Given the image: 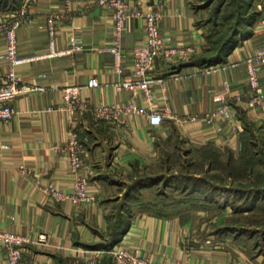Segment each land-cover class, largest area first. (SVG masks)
Masks as SVG:
<instances>
[{
    "label": "crops",
    "instance_id": "0c3cea01",
    "mask_svg": "<svg viewBox=\"0 0 264 264\" xmlns=\"http://www.w3.org/2000/svg\"><path fill=\"white\" fill-rule=\"evenodd\" d=\"M193 1L129 0L147 9L158 7L162 15L159 27L166 42L194 45L196 52L191 58L203 55L207 47ZM63 2L37 0L32 5L33 21L22 23L16 31L20 55L48 51L47 17L60 10ZM261 2L248 33L237 37L222 62L206 67L189 60L173 64L158 60L152 70L155 107L165 110L167 105L170 113L178 115L216 110L223 104L220 92L228 83V103L239 122L237 128L225 118L181 124L169 114L155 126L145 115L135 112L122 114L128 124L125 128L117 120L97 119L90 112L78 114L62 106V88L70 84L82 86V96L92 105L145 106L141 90L119 91L114 87L132 73V49L145 38L143 20H126L119 59L124 71L117 72L114 54L105 50L114 41L112 12L98 0H72L71 14L58 28L55 44L57 49H64L74 38L80 49L18 65L17 73L23 80L42 88L17 96L13 100V118L0 129V229L30 238L24 245L23 264H85L78 261L80 251L102 248L110 241L117 209L126 217L127 225L113 247L134 248L159 263H257L248 258L245 247L234 238L206 229L205 220L210 221L221 208L224 212L230 209L228 205L221 207L218 197L203 200L204 204L197 200L169 204L143 203L140 194L122 208L123 198L118 192L123 180L117 175L164 166L173 153L182 149L181 145L185 155L213 150L237 158L248 133H255L264 142V107L250 102L246 64L264 45ZM5 12L0 9V23ZM5 47V35L0 29V82L7 69ZM257 70L264 88V64L258 63ZM92 77L97 78V86L88 85ZM73 132L80 138L82 158L91 174L90 193L95 195L92 203L54 202L38 184L52 180L62 190L71 188L74 176L68 156L61 149ZM0 264H7L2 248ZM99 264H112L110 252H105Z\"/></svg>",
    "mask_w": 264,
    "mask_h": 264
},
{
    "label": "built area",
    "instance_id": "2783aa9c",
    "mask_svg": "<svg viewBox=\"0 0 264 264\" xmlns=\"http://www.w3.org/2000/svg\"><path fill=\"white\" fill-rule=\"evenodd\" d=\"M37 0H22L21 4L14 9L3 13L0 29L3 31L6 39L5 60L7 69L0 82V129L9 122L14 114L13 100L22 93L39 90L42 87L32 85L21 78L17 73V66L32 61L40 57L59 56L63 54H72L80 49V45L71 38L70 45L64 49H57L55 44V36L58 28L71 14L72 0H64L60 10L52 11L47 17V32L49 36L48 51L44 54H34L30 56H22L18 53L17 34L18 27L24 23H31L33 17L30 9ZM106 9L112 12L113 17V44L106 47L105 50L114 54L116 59L115 70L123 72L124 66L119 63L121 56V40L123 29L128 18H139L143 20L145 38L135 45L132 49L133 70L131 75L119 82L114 83V87L121 90H141L143 93L145 106H138L133 103L126 105H110L100 103L92 105L89 100L82 96V86L70 84L62 88L61 105L68 108L74 113L90 112L97 119L117 120L125 126L128 124L122 118V114L140 113L145 115L150 123L159 126L163 123L165 115L169 114L172 118L185 124L204 119L211 122L216 118H225L231 122L235 128L239 125L238 120L228 103V92L230 86L224 84V90L220 92V98L223 104L216 110L202 114L178 115L169 112L166 105L165 110L155 107L152 83L154 77L152 70L158 60L173 64L189 60L196 52V48L192 44L174 45L168 44L162 35L159 27L161 20V12L159 8L147 9L138 4H131L129 0H98ZM263 5H264V0ZM264 21V20H263ZM264 64V45L258 47L255 54L246 60L248 72V85L250 89V102L260 108L264 107V88L260 83L257 64ZM89 86H97V78L92 77L88 82ZM166 99L167 96H164ZM238 100L240 96L236 97ZM68 156L69 170L73 174L74 179L69 190L60 189L54 181L49 180L45 184L38 182L42 192L46 194L52 201L61 202L69 200L72 203H92L95 201V195L90 193L91 174L85 166L82 158L81 142L76 132L72 133L71 138L61 149ZM30 241L26 235L18 232H10L0 229V248L6 252L7 264H23L24 245ZM105 252H110L112 264H188L183 262L167 261L159 263L142 255L134 248L116 246L110 250L103 248L84 249L78 255V261L85 264H99Z\"/></svg>",
    "mask_w": 264,
    "mask_h": 264
},
{
    "label": "rangeland",
    "instance_id": "374dc122",
    "mask_svg": "<svg viewBox=\"0 0 264 264\" xmlns=\"http://www.w3.org/2000/svg\"><path fill=\"white\" fill-rule=\"evenodd\" d=\"M260 2L261 0H194L198 11V25L207 36V47L215 50L235 24H246L248 17L255 16ZM216 52L208 50L210 56ZM181 148L177 154H172L171 160L164 166L150 167L138 174H118L117 178L123 180L118 192L122 194L121 203L126 201L131 188L140 182L143 183L141 193L138 187L134 192L142 195L143 203L151 201L170 204L178 200L194 201L192 199L196 200L195 196H199L201 204L204 203L203 197L227 198L230 209L224 212L221 208L210 218L211 222L205 220L206 229H211V232L226 229L229 236L236 238L235 242L245 247L248 258L256 260V264H264L263 189L259 206L251 204V200L257 197L251 190L264 187V142L255 133H248L244 149L237 158L213 150L185 155L184 146L181 145ZM194 189L197 191L194 192ZM118 213L121 212L117 209L116 215ZM213 218L216 222L212 221Z\"/></svg>",
    "mask_w": 264,
    "mask_h": 264
},
{
    "label": "trees",
    "instance_id": "16d2710c",
    "mask_svg": "<svg viewBox=\"0 0 264 264\" xmlns=\"http://www.w3.org/2000/svg\"><path fill=\"white\" fill-rule=\"evenodd\" d=\"M21 2H22V0H0V9L3 10V11H8V10L17 8L21 4ZM257 14H258V10H257L255 16L254 17H252V16L248 17V19L246 20V24H244L242 26H238V23L235 24L232 27V29H230V32H228L227 36L226 37L224 36L221 39V41L219 42V45H217V48L215 49L217 51L215 54L210 56L208 54V50L209 49H211L212 51H215V50H214V48L206 47V50H205L203 55H201L199 57H195L194 56L193 58H190L188 62L189 63H193V64H199V65L206 66V67H208V66H210L212 64H216V63L222 62L224 60V58L231 51V49H232V47L234 45V42L237 39V37L240 34L245 36L248 33V30L250 29V27L253 25L254 21L256 20ZM141 185H143V183H141V182L140 183H136L131 188V190L129 191V193L127 194V196L125 198L126 201H124L121 204L122 208H126L127 203H128V201L130 199L135 198V197L137 198L140 195V194L136 195L135 192H134V189L136 187H138L139 192H140ZM262 189L264 190V187H256L255 190H251L252 193H254V196L257 195V197H255V199L251 200V204H254L255 206L256 205L259 206L260 202H258V201H260L259 200L260 197L263 198L262 197V192H263ZM195 191H197V190L194 189V192ZM133 192H134V194H133ZM193 195H196V194L194 193ZM195 197H197L196 198L197 201L200 199L199 196H195ZM215 197H218V199L220 200L219 205L221 207H224V205H228V202H227L228 199L227 198L224 199L222 196H220V197L219 196L203 197L202 199L211 201V200H214ZM192 200H195V198H193ZM126 225H127L126 217L122 213H118L115 222L112 223L113 235L111 236L110 241L107 242L106 244H104V246H102V248L105 247L108 250L112 249L113 245L115 243H117L120 240V237L123 235V232L126 229ZM218 232L222 233V234H228L229 235V232H226V229H225V231H224V229L221 230V231L218 230ZM234 239H236V238H234Z\"/></svg>",
    "mask_w": 264,
    "mask_h": 264
}]
</instances>
